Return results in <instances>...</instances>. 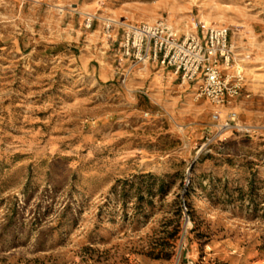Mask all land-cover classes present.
<instances>
[{
  "label": "rangeland",
  "instance_id": "1",
  "mask_svg": "<svg viewBox=\"0 0 264 264\" xmlns=\"http://www.w3.org/2000/svg\"><path fill=\"white\" fill-rule=\"evenodd\" d=\"M155 6L150 23L225 26L251 54L242 128L219 134L169 68L99 75L94 14L67 47L0 4V264H264V0Z\"/></svg>",
  "mask_w": 264,
  "mask_h": 264
},
{
  "label": "built area",
  "instance_id": "2",
  "mask_svg": "<svg viewBox=\"0 0 264 264\" xmlns=\"http://www.w3.org/2000/svg\"><path fill=\"white\" fill-rule=\"evenodd\" d=\"M94 21L102 22L106 45L125 76L137 66L169 68L183 83L196 82L197 96L216 107L212 119L219 134L242 128L236 105L247 96L245 71L251 54L238 51L229 28L198 22L196 32L181 34L165 20L131 24L96 14L88 15L84 27L91 29Z\"/></svg>",
  "mask_w": 264,
  "mask_h": 264
},
{
  "label": "crops",
  "instance_id": "3",
  "mask_svg": "<svg viewBox=\"0 0 264 264\" xmlns=\"http://www.w3.org/2000/svg\"><path fill=\"white\" fill-rule=\"evenodd\" d=\"M157 2L158 0H0V4L4 5V16L8 20H13L15 25L28 24L34 30L40 25L52 28L53 32L48 34L52 38L51 42L65 43L67 47H73L75 24L73 15L78 12L96 14L102 18L125 20L131 24L150 23L154 19L152 11ZM61 7L66 12L64 15L60 14L63 11ZM14 24L11 22L7 25ZM93 26V33L90 35L98 34V36H91V41L88 40L89 36L85 38V42H90V45L84 46V55L98 61L102 60L105 65L103 70L98 71L99 75H111L114 58L103 37L102 22L99 21ZM180 32L183 33L184 30L180 28ZM5 37L8 36L5 35ZM143 69L150 70L151 67L147 66ZM152 84L153 87L160 86L161 75H156Z\"/></svg>",
  "mask_w": 264,
  "mask_h": 264
},
{
  "label": "bare ground",
  "instance_id": "4",
  "mask_svg": "<svg viewBox=\"0 0 264 264\" xmlns=\"http://www.w3.org/2000/svg\"><path fill=\"white\" fill-rule=\"evenodd\" d=\"M147 67V66H146Z\"/></svg>",
  "mask_w": 264,
  "mask_h": 264
}]
</instances>
